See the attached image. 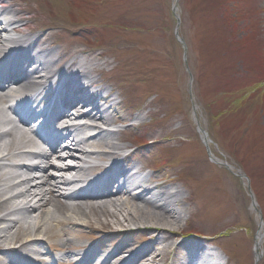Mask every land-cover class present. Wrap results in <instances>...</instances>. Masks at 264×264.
<instances>
[{"label": "rangeland", "instance_id": "rangeland-1", "mask_svg": "<svg viewBox=\"0 0 264 264\" xmlns=\"http://www.w3.org/2000/svg\"><path fill=\"white\" fill-rule=\"evenodd\" d=\"M1 1L31 20L23 33H52L47 43L57 54L73 44L102 54L96 61L108 72L97 76L117 87L123 111L145 115L138 133L151 138L135 145L149 151L134 162L159 170L186 198L173 242L210 240L223 263L264 264V0H177L176 12L175 0ZM177 17L186 51L175 35ZM55 229L53 248L43 243L50 260L64 256L67 249L56 245L65 240L110 249L149 241L143 231L109 237L115 225ZM168 253L165 264H183L174 247Z\"/></svg>", "mask_w": 264, "mask_h": 264}, {"label": "bare ground", "instance_id": "bare-ground-1", "mask_svg": "<svg viewBox=\"0 0 264 264\" xmlns=\"http://www.w3.org/2000/svg\"><path fill=\"white\" fill-rule=\"evenodd\" d=\"M20 12L0 0V264H54L55 259L68 264H165L172 247L183 264H223L216 253L204 254L201 242H173L182 234L177 225L186 219V198L159 170L143 174L147 164L127 160L135 140L151 136L138 133L145 115L123 111L113 94L117 87L97 76L107 71L96 61L102 54L78 44L57 54L47 43L52 33L22 32L32 27ZM50 92L52 100L42 106ZM80 105V115L94 123H70L72 107ZM19 113L24 126L17 122ZM38 117L42 129L50 130L43 141L34 130ZM116 122L133 130L134 137L123 139L111 128ZM88 130L93 134L83 135ZM146 146L139 149L141 154L149 151ZM92 168L100 174L90 181ZM125 223L143 225L148 243L139 249L128 243L110 249L108 244L86 248L65 240L56 245L67 249L64 256L48 262L43 243L52 247L50 242L59 237L56 227L73 224L104 231L117 226L110 237L124 235Z\"/></svg>", "mask_w": 264, "mask_h": 264}, {"label": "water", "instance_id": "water-1", "mask_svg": "<svg viewBox=\"0 0 264 264\" xmlns=\"http://www.w3.org/2000/svg\"><path fill=\"white\" fill-rule=\"evenodd\" d=\"M176 5H177V0H175V3H174V5H173V12H176ZM177 19H178V17H177ZM179 19H178V25H177V27H176V31H175V34H176V37L183 43V45H184V47H185V51H186V44H185V42H184V40L179 36V33H178V26H179ZM212 157V156H211Z\"/></svg>", "mask_w": 264, "mask_h": 264}]
</instances>
